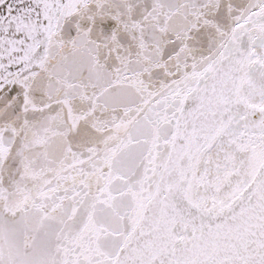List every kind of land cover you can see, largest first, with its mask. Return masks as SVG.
<instances>
[{"label": "snow or ice", "instance_id": "1", "mask_svg": "<svg viewBox=\"0 0 264 264\" xmlns=\"http://www.w3.org/2000/svg\"><path fill=\"white\" fill-rule=\"evenodd\" d=\"M0 264H264V0H0Z\"/></svg>", "mask_w": 264, "mask_h": 264}]
</instances>
